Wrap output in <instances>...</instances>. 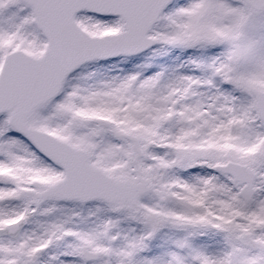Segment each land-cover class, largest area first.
I'll return each instance as SVG.
<instances>
[{
    "label": "snow or ice",
    "instance_id": "obj_1",
    "mask_svg": "<svg viewBox=\"0 0 264 264\" xmlns=\"http://www.w3.org/2000/svg\"><path fill=\"white\" fill-rule=\"evenodd\" d=\"M0 264H264V0H0Z\"/></svg>",
    "mask_w": 264,
    "mask_h": 264
}]
</instances>
